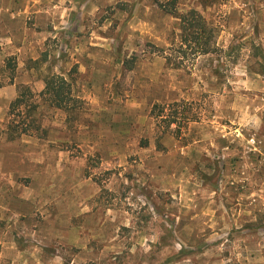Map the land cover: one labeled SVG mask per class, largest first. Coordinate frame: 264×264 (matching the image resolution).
<instances>
[{"label":"rangeland","instance_id":"rangeland-1","mask_svg":"<svg viewBox=\"0 0 264 264\" xmlns=\"http://www.w3.org/2000/svg\"><path fill=\"white\" fill-rule=\"evenodd\" d=\"M14 1L32 10L0 30V264H264V0H94L55 29ZM190 10L210 54L182 45Z\"/></svg>","mask_w":264,"mask_h":264},{"label":"trees","instance_id":"trees-1","mask_svg":"<svg viewBox=\"0 0 264 264\" xmlns=\"http://www.w3.org/2000/svg\"><path fill=\"white\" fill-rule=\"evenodd\" d=\"M176 16L181 20L182 45L187 44L191 47L194 50L195 56L210 54L213 50V32L207 28L204 18L195 10H190ZM44 93L49 96L51 104L58 109L69 111V109L75 108L73 105L75 101L71 97V85L64 77L55 74L47 77L45 80ZM30 98L32 99L33 96L29 88L23 87L17 97L11 102L9 116L12 119L10 125L7 127V140L12 141L22 135L29 134L31 125L25 124L19 127L20 125H15L14 122L16 118L22 115V108L34 105L29 103ZM33 107L34 106H30V109ZM174 122L175 121H170L171 124Z\"/></svg>","mask_w":264,"mask_h":264},{"label":"crops","instance_id":"crops-1","mask_svg":"<svg viewBox=\"0 0 264 264\" xmlns=\"http://www.w3.org/2000/svg\"><path fill=\"white\" fill-rule=\"evenodd\" d=\"M79 4V0H65L64 2H60L58 0H41L39 3H34L33 7L34 11L36 12V15L48 17L49 22L53 24V28L55 29L57 28V16L65 15L69 17L74 13L80 14V12H77V9H75V7L78 6V8L82 10L86 8V5L88 8L90 6L95 7L96 1L89 0L85 2V4L83 3L82 6ZM30 10L32 9L24 8V3H19L18 5H15L14 0L10 1L9 4L6 3V0H0V30H2L4 27L9 26L12 23V17H24L25 12H28ZM87 12H89V10H87ZM67 22L68 21H65L64 24H66Z\"/></svg>","mask_w":264,"mask_h":264}]
</instances>
